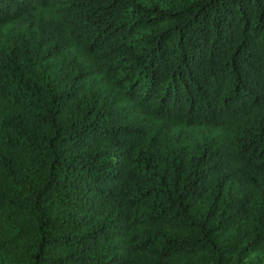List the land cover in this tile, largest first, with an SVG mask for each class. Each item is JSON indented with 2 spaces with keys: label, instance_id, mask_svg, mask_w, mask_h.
I'll return each instance as SVG.
<instances>
[{
  "label": "trees",
  "instance_id": "16d2710c",
  "mask_svg": "<svg viewBox=\"0 0 264 264\" xmlns=\"http://www.w3.org/2000/svg\"><path fill=\"white\" fill-rule=\"evenodd\" d=\"M0 264H264V0H0Z\"/></svg>",
  "mask_w": 264,
  "mask_h": 264
}]
</instances>
